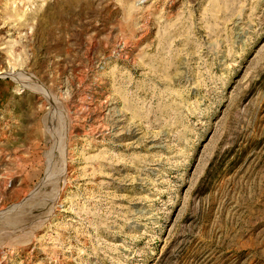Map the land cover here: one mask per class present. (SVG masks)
Returning a JSON list of instances; mask_svg holds the SVG:
<instances>
[{
    "label": "rangeland",
    "instance_id": "rangeland-1",
    "mask_svg": "<svg viewBox=\"0 0 264 264\" xmlns=\"http://www.w3.org/2000/svg\"><path fill=\"white\" fill-rule=\"evenodd\" d=\"M0 264H264V0H0Z\"/></svg>",
    "mask_w": 264,
    "mask_h": 264
},
{
    "label": "bare ground",
    "instance_id": "bare-ground-1",
    "mask_svg": "<svg viewBox=\"0 0 264 264\" xmlns=\"http://www.w3.org/2000/svg\"><path fill=\"white\" fill-rule=\"evenodd\" d=\"M77 118V117H76Z\"/></svg>",
    "mask_w": 264,
    "mask_h": 264
}]
</instances>
